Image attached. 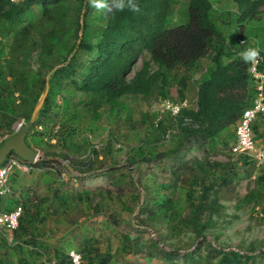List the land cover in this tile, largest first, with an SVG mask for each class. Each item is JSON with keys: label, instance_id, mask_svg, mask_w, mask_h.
<instances>
[{"label": "trees", "instance_id": "1", "mask_svg": "<svg viewBox=\"0 0 264 264\" xmlns=\"http://www.w3.org/2000/svg\"><path fill=\"white\" fill-rule=\"evenodd\" d=\"M260 1L256 3L261 4ZM139 4L142 14L125 11L105 16L90 7L88 0H22L20 4L0 0V35L9 42V55L0 62V129L8 136L13 134V122L29 118L45 84L41 107L24 137L25 143L35 150L50 129L45 127L53 107L60 112L62 125L72 121L68 109L74 104L68 96H62L63 92L69 94L70 88L89 96L83 105L93 116L101 106L117 114L120 99L125 96L182 101L186 80L206 56L209 65L195 82L194 105L188 104L174 115L168 111H161L159 117L151 114L154 124L148 123L149 118L143 114L145 125L138 143L123 146L129 154L125 158L127 166H102L96 174L107 178L117 190L122 209L130 213L138 205L134 215L136 224L149 228L156 238L150 240L146 255L158 257L160 264H254L256 255L246 250L244 253L238 249L225 250L205 236L211 235L214 242L218 239L214 233L217 220L227 215L223 202L228 200L227 187L236 177L230 158L218 162L209 157L224 149L232 155L229 151L234 139L230 127L233 128L254 97L253 78L247 71L248 64L239 55L245 49L243 44H237L240 34L225 39L210 15L209 0H187L183 13L186 21L173 26L170 25L173 0H139ZM93 26L96 29L91 31ZM1 49L2 45L0 52ZM33 52L35 67L31 68L28 59ZM138 59L140 64L134 68ZM54 66L57 67L52 69ZM259 68L264 69V61ZM57 97H62L61 105L56 104ZM72 129H65L64 147L71 143ZM251 129L256 139L263 138L264 120L256 117ZM217 143H221V148ZM87 150L82 159L69 158L65 150L58 153L40 150V158L29 164L36 168L49 167L47 157L55 156L68 160L78 173L89 172L94 169L98 153L94 148ZM234 156L247 178L256 169H264V162L255 166L244 154ZM128 166H132L135 178ZM147 167L161 171L157 175L152 173L159 180L154 179L150 186L141 183L149 175ZM121 168L126 169L125 173L114 176V171ZM263 174L264 171L254 178L262 179ZM253 192L252 187L236 197L234 207L251 202ZM3 197H0V210L22 207L13 230V242L8 244L0 234L5 244L14 248L24 244L33 246L31 253L42 257L41 264L51 259L54 264H67V252L56 250L51 259H46L37 242L23 236L33 221L31 213L37 214L38 210L26 214L23 211L26 199L13 202L9 198L3 201ZM37 220L41 221V217ZM113 221L117 219L113 217ZM126 225L137 231L131 224ZM184 231L189 233L191 241L180 253L181 248L173 239ZM122 237L127 239L128 234ZM87 241H81V246L74 249L81 256V264L83 260L84 264H108L110 253H100L88 246ZM257 253L264 255V250Z\"/></svg>", "mask_w": 264, "mask_h": 264}, {"label": "rangeland", "instance_id": "2", "mask_svg": "<svg viewBox=\"0 0 264 264\" xmlns=\"http://www.w3.org/2000/svg\"><path fill=\"white\" fill-rule=\"evenodd\" d=\"M186 1L173 0L170 12L171 26L186 21V16L183 14ZM209 1L212 5L210 15L226 40H230L239 33L244 43L238 42V45L243 44L244 48L258 46L260 53L264 54V0H259L261 4L256 3V0ZM95 29V26L91 27V31ZM8 43L7 38L0 35V47L2 45L0 62L2 58L9 55ZM34 52L28 59V65L31 68L35 67ZM222 59L224 61L226 58ZM139 64L138 59L134 68H137ZM208 65L207 57H202L198 62V69L192 72L186 80L185 100L190 107L195 101V82ZM71 89H69V94L63 92L62 96H68L71 104H74L68 109V115L73 117L72 121L62 125L63 118H59L60 112L53 107L49 122L45 127L50 128V131L47 130V135L44 136L36 151L39 154L40 150L54 153L65 150L69 158L82 159L88 152L87 149L94 148L98 153L97 161L93 164V171L80 173L72 168L68 160L55 156L47 157L49 167L32 166L27 172L12 168L8 176L11 192L6 198L13 202L17 199H26L25 209H23L26 214L38 210L37 214L31 213L33 221L30 223L29 231L23 236L27 240L36 241L37 247L45 254L46 259H51L56 250L66 253L81 246V241L88 240L87 243L85 242L88 246L96 248L100 253H110L111 260L108 264H160L158 257L146 255L145 250L149 248L150 240L156 238L149 228L136 224L134 215L138 205L130 213L122 209L117 198V190L107 178L96 173L110 165L113 168L127 166L125 158L129 154L123 146H134L138 143L142 135V127L145 125L142 121L143 114L149 118L148 123L154 124L155 120L150 116L153 114L159 117L162 114L163 99L125 96L120 99L121 106L117 109V114L115 110L109 112L101 106L96 109V115L93 116L92 111H87L83 105L89 96ZM61 101L62 97L56 98L57 105H61ZM20 122L21 119L13 122L11 126L13 133L19 127ZM71 127H73L71 143L69 147H64L62 145L64 132ZM231 130L232 127H230V132ZM7 136V133L0 129V140ZM229 142H232V139ZM217 145L221 148V143ZM162 146L163 144L159 145L160 148ZM228 158H230L231 168L236 177L227 187L228 200L223 202L224 213L227 215L217 220L218 227L214 233L217 234L218 239L215 242L211 235L206 234L205 236L212 244H219L225 250L238 249L240 253L246 250L248 254L256 255L254 264H264V255L259 256L257 253L264 250V221L258 216L264 208V174L262 179L254 178L260 176L264 169H256L253 175L247 178L243 174V166L236 161L234 155L228 154L225 149L211 155L209 160L226 162ZM128 168L135 178L132 166ZM145 170L149 175L141 179L142 184L150 186L154 179L159 180L157 177L154 178L152 173L157 175L161 173L160 169L147 167ZM125 171V168L116 169L114 176H118L119 172L125 173ZM123 176L126 177L125 174ZM252 187L254 190L252 194L255 193L252 201L241 203L240 207L235 208V198L241 197ZM138 191L141 195L140 187ZM55 195L60 199H57ZM39 217L41 221L37 220ZM113 217L117 219V222L113 221ZM126 223L131 224L132 228L137 231L131 230ZM161 232H164V229ZM124 233L128 234L127 239L122 237ZM162 237L165 242H168L165 236ZM173 240L180 246L179 252L182 253L184 249H187L191 237L184 231ZM5 243L0 238V264H22L20 261L25 262L23 264H41L42 257L31 253L33 246L24 244L18 245L19 248H14L13 245ZM82 262L84 264L85 260ZM47 263L48 261L43 262V264Z\"/></svg>", "mask_w": 264, "mask_h": 264}, {"label": "built area", "instance_id": "3", "mask_svg": "<svg viewBox=\"0 0 264 264\" xmlns=\"http://www.w3.org/2000/svg\"><path fill=\"white\" fill-rule=\"evenodd\" d=\"M238 42L244 43L240 38ZM260 57L257 62L248 64L247 71L254 81V97L251 105L242 110L241 115L232 128L234 141L230 145L229 151L232 155H246L253 161L255 166H259L264 162V145L256 141L251 129V123L256 117L264 120V69L259 68V65L264 61V56L260 53ZM161 106L162 111H168L171 115H174L181 108L186 107L187 103L185 99L179 102H172L169 99L163 98ZM29 163L31 162H24L14 154L6 156L0 164V197L6 196L11 192L8 176L12 168L21 172H27L32 168ZM21 213V205H16L8 211L0 210V234L4 236L8 244L13 242V230L18 225ZM258 216L264 221V208L261 209ZM54 263L55 261L51 259L47 264ZM67 264H81L80 254L74 250H69L67 252Z\"/></svg>", "mask_w": 264, "mask_h": 264}, {"label": "water", "instance_id": "4", "mask_svg": "<svg viewBox=\"0 0 264 264\" xmlns=\"http://www.w3.org/2000/svg\"><path fill=\"white\" fill-rule=\"evenodd\" d=\"M46 89L47 87L45 84L44 90L36 101V103L34 104L30 112L29 118L26 120H21L17 130L13 134L6 137L0 143V164L4 161L6 156L11 153H13L15 156H17L24 162H33L40 158L37 151L25 143L24 137L26 132L29 130L32 123L37 117L38 111L41 107L43 98L46 93Z\"/></svg>", "mask_w": 264, "mask_h": 264}, {"label": "clouds", "instance_id": "5", "mask_svg": "<svg viewBox=\"0 0 264 264\" xmlns=\"http://www.w3.org/2000/svg\"><path fill=\"white\" fill-rule=\"evenodd\" d=\"M22 0H13V3L20 4ZM90 7L97 12L107 16L114 13H123L125 11L133 14H142L139 0H88ZM260 48L258 46H249L240 52V59L245 64L257 62L260 57Z\"/></svg>", "mask_w": 264, "mask_h": 264}, {"label": "crops", "instance_id": "6", "mask_svg": "<svg viewBox=\"0 0 264 264\" xmlns=\"http://www.w3.org/2000/svg\"><path fill=\"white\" fill-rule=\"evenodd\" d=\"M243 47V46H242ZM247 47H245L246 49ZM264 55V54H263ZM256 139V138H255ZM256 141L262 145H264V137L263 138H259V139H256Z\"/></svg>", "mask_w": 264, "mask_h": 264}]
</instances>
